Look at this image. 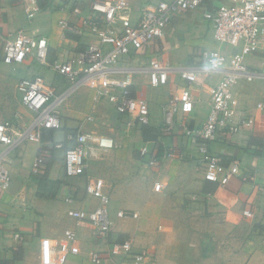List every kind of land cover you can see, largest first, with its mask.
Listing matches in <instances>:
<instances>
[{"label":"crops","instance_id":"0c3cea01","mask_svg":"<svg viewBox=\"0 0 264 264\" xmlns=\"http://www.w3.org/2000/svg\"><path fill=\"white\" fill-rule=\"evenodd\" d=\"M151 1L159 0H133L134 17L140 14L139 5ZM233 1L205 0L201 7L176 16L173 27L168 28L162 38L156 39L153 47L145 52L146 54L134 56L129 63L131 65L147 64L148 55L156 53L170 66H203V62L197 59V52L203 48L220 49L227 54L234 53L238 48L217 41L212 31V17L216 9L221 4H229ZM39 3L41 11L35 19L29 20L26 0H0V11L4 16V21L0 24V33L14 34L20 29H25L33 35L47 36L49 64L57 60L66 61L76 58L88 44L94 42L93 36L66 31L61 26L64 20L77 23L82 16L88 15L91 0H40ZM76 5L82 8L81 14L73 13L72 8ZM246 63L252 68L264 71V49L247 56ZM21 70L26 73L23 74ZM37 74L43 75L56 89L57 94L69 87V82L62 76L61 85L53 83L59 74L52 67L42 65L34 58L19 64L4 63L0 45V82L3 83L0 107H6L13 101L8 100V93L11 91L19 93L17 83L20 79ZM219 79V74L206 70L196 74L191 85L194 101L190 116L183 118L179 115V121L186 120L190 128H199L205 122L211 106L212 91ZM183 86L185 81L176 71L170 73L166 85L159 87L150 83L147 73L135 74L133 92L149 102L152 112V122L149 126L153 129L152 133L157 136L154 140L144 141L142 132L144 146L141 148H147L149 153L162 154L170 149L168 147L170 145L176 150L177 155L175 158H163L157 168L141 170L139 164L146 158L140 152L135 154L128 149H120L112 153L111 166H107L106 169L108 171L117 168L119 171H135L137 174L140 170L141 174L136 177L138 179L135 181L136 186L133 185L129 189L130 192L133 190L140 195L139 200L142 205L137 208L141 207L145 217L151 214L146 203L151 200L150 195L156 193L159 197H167L169 206L158 211H156L157 206H152L153 218H164V215L168 213L170 218H176L183 206L185 218L190 220V225L183 230L184 240L178 238L174 242L170 239L168 245L156 242L155 236L148 232V222L142 216L135 225L124 223L121 219L125 218L120 219L117 213L128 207L119 200L121 195L129 193L126 184L123 185L124 193L116 194L117 199L112 202L111 187L104 180L106 190L111 194L109 212L113 222L112 231L106 239L98 237L91 224L78 221L69 215V210L94 208L98 205V200L86 193L88 176L92 175L70 176L63 165V173H65L63 181L64 174L59 172L62 160L58 158V153L62 154L53 150L57 143H61L63 147L72 144L70 136L81 130L90 131L96 135L102 134V131L96 129L95 124H91L94 121L86 120L92 110L96 111L100 107L96 108L94 103L96 91L81 88L77 90L76 97H79L81 93H88L94 98V104H91L83 122L80 123L76 118L70 117L73 109L70 108L72 104L66 102L68 97L59 105V109L67 116L62 117L61 113V127L42 132L45 145H40V141L28 142L26 146L24 143L7 153L6 165L12 172L13 182L1 202L0 264H40L43 240L50 239L55 244H61L64 242L66 229L76 231L78 235L76 248L79 251L78 254L69 257L67 264H94L91 260L94 251L109 253L113 243L123 242L126 239H132L138 249L151 252L153 258L147 261V264H153V261L155 264H264V110H259L256 106L260 100L264 99V80L254 82L242 80L235 86L240 110L249 111L255 116L258 120L256 126L252 129L242 128L236 133L225 128L222 138L210 144V148L221 157L224 164L238 161L245 174L254 176V179L245 180L243 176L238 175L227 186L205 179L198 161L199 154L195 147L189 145V138L181 128L175 131L174 136H168L163 132L162 107L169 96ZM11 96L13 97V93ZM99 102L102 103V101ZM106 103L108 111L104 114L100 108L101 112L97 110L96 118L100 115L108 120L109 112H113L123 124L127 125L113 106ZM5 120L7 119L0 118V121ZM62 135L70 142L66 146L63 142H57ZM107 136L113 138L117 146V138L113 134ZM51 137L52 139H47ZM40 146L46 147L47 152H50L41 174L47 171L46 178L53 179V175H56L55 178L59 176L60 179L58 180L60 184H55L53 197L42 193L40 183L35 179V175L41 176V174H35L32 171ZM3 148L4 146L0 145V151ZM55 149L62 150L64 159L63 148L55 147ZM49 157L55 158L50 160ZM49 160L50 165H48ZM53 161L57 170L50 174ZM91 161L92 158L89 159L88 166ZM97 175L101 176L96 178H103V176L114 178L104 173ZM115 189L119 193L120 185H116ZM69 196H73L72 201L67 200ZM154 201H156L155 205L163 202ZM246 211L252 212L253 215L246 216ZM132 212H137L138 217L140 216L138 211ZM17 232L24 236L22 240L15 237ZM118 260H116L117 263Z\"/></svg>","mask_w":264,"mask_h":264},{"label":"built area","instance_id":"2783aa9c","mask_svg":"<svg viewBox=\"0 0 264 264\" xmlns=\"http://www.w3.org/2000/svg\"><path fill=\"white\" fill-rule=\"evenodd\" d=\"M204 2L205 0L143 2L138 8L140 14L134 17L133 0H91L88 15L82 16L77 23L64 20L61 26L66 31L93 36L94 42L88 44L76 58L57 60L53 64L48 63L47 36L33 35L25 29L14 34L0 33L4 63L19 64L34 58L40 64L52 67L69 82L68 89L57 94L56 89L41 74L18 81L17 90L21 102L31 113L32 119L26 121L23 116L16 115L15 120L0 121V145L4 146L0 151V213L4 194L13 182L12 172L6 165L7 153L24 142L40 141L43 130L60 128L62 118L59 105L77 90L94 89L96 100L111 104L129 126L150 125V104L132 89L133 78L140 73H147L150 83L155 87L166 85L170 73L174 71L185 81V86L172 93L162 107L163 132L168 133L179 128L185 132L189 145H193L199 154V165L206 180L227 186L238 175L245 180L254 179V176L243 172L240 162L224 164L221 157L210 148V144L222 138L225 128L236 133L242 128L252 129L258 123L249 111L240 110L235 86L242 80H264V71L252 68L246 63L247 56L264 49V0H234L229 4H221L216 9L212 17L214 38L223 44L237 47L238 50L232 54L220 49L199 50L197 59L205 67L170 66L156 53L148 55L147 64L129 63L134 56L148 52L155 40L162 38L167 29L173 27L176 16L199 8ZM26 10L28 19H35L41 11L39 0H26ZM72 11L81 14L82 8L76 5ZM3 21L4 16L0 11V24ZM204 70L219 74L220 79L213 88L211 106L205 122L199 128H190L187 121H179L178 116H190L194 101L191 85L196 74ZM256 106L257 109L264 110V99ZM96 113L97 110H92L86 120L95 121ZM69 139L72 142L69 146L63 147L61 143H57L55 147L63 148L64 166L70 176L82 174L88 167L89 159L97 158L102 152L116 146L113 138L85 130L72 134ZM49 153L44 146L38 148L32 166L35 174L43 172ZM142 153L153 167L161 164L163 158H175L177 155L173 148L162 154L149 153L147 148H143ZM86 193L97 199L98 205L94 208L69 210V215L78 221L91 224L96 235L106 239L112 231L113 222L109 212L111 194L106 190L104 179L88 176ZM67 200L72 201L73 196L67 197ZM245 215L251 217L253 213L246 211ZM117 216L136 218L138 213L120 210ZM15 237L18 240L24 238L19 232L15 233ZM64 238L61 244H55L50 239L43 240L40 264H67L70 256L79 253L76 248V231L66 229ZM151 258V252L138 249L132 239L113 243L109 253L94 251L91 255L94 264H147Z\"/></svg>","mask_w":264,"mask_h":264},{"label":"rangeland","instance_id":"374dc122","mask_svg":"<svg viewBox=\"0 0 264 264\" xmlns=\"http://www.w3.org/2000/svg\"><path fill=\"white\" fill-rule=\"evenodd\" d=\"M21 72L23 74H25L26 72H24L23 70H21ZM18 81V79L16 80V82ZM61 81H62V77L61 75H57L56 76V80L53 81V83H55L56 85H61ZM2 88H3V83L0 82V92H2ZM13 93V97L11 96V94ZM78 93V91L76 93H74V95H72L71 97L68 98V100L66 102H70V104H72V106L70 108L73 109V114L70 116L71 118H76L77 121H79L80 123L84 121V118L87 114V112L90 110L91 108V104L93 103V96H91L88 93H81L79 97H76L75 95ZM8 100L12 101L11 104H8L6 107H0V118L3 119H7L11 117V119L9 120H15L16 115L19 116H23L26 121H30L32 119V115L31 113L25 108V106L22 104L21 100H20V95L19 93H17V91H11L10 93H8ZM76 100V101H75ZM1 101V98H0ZM65 102V103H66ZM94 103L96 104V108L98 106V112L100 110V108L102 109V113L106 111H108V106L107 103L104 101L98 102L97 100L94 101ZM93 103V104H94ZM60 112L62 113L61 109ZM101 112V110H100ZM109 118L108 120L103 119V117H100V115H98V117L96 118V120L94 122H92L91 124H95L96 129L102 131V134H98V135H105L107 136L108 134H113L115 136V138H117V146L113 149V150H109V151H104L100 157L98 158H92V161L89 163V166L82 172L81 175L85 174L86 177L88 175H92V177H97V176H101V175H97L99 173H104V174H108V176L114 177V178H107L105 176H103L104 180L106 181V183L108 185H110L111 187V192H112V202L117 199L116 198V194L121 195L122 193H124L123 191V185L126 184L128 186L127 190H128V194H123V196H120L121 202H123L126 206L125 211L127 212H132L133 210H136L139 212L140 216L137 218H133V217H128L125 219H121L123 220L124 223H130L129 225H135L139 220L142 219V217L144 218V220L146 222H148V227L149 230L148 232H150V234H153L155 236V240L156 242H162L164 245H168L169 244V240H173L175 242L176 239L180 238L182 240H184L185 235L184 233V229L189 226V219L185 218V213L183 211V206L181 208V213L178 214V216L172 217L169 215H164V218H153L152 216V206H157V210H160L162 208H164L165 206H169V202L167 197H159L158 194H154V195H150L151 200L149 202L146 203V207L150 209V213L148 216L149 217H145V213L142 211L141 207L140 209L137 208V206L142 205V202L140 203L139 200V196L137 194V192L135 191H131L129 187L131 186H136L135 185V181H138V179H136L138 174H141L140 170L138 172V174L135 171H119V169L114 168V170H108L106 169L107 166H111V158L112 153H114V151L118 152L120 149H128L130 151H133L135 154H137L136 152H140L141 155L146 158V155H144L142 153V148L144 146L143 144V139H142V129L140 125H136L134 127H130L129 125H125L123 124V122L118 118V116L113 113V112H109ZM14 116V118H12ZM67 117L66 115H64L62 113V117ZM102 119V120H101ZM65 126V125H64ZM163 127V126H162ZM168 136H174L176 133L175 131H171L168 133H164ZM47 139H52L51 138H47ZM59 139V138H58ZM39 142V141H38ZM51 142H53V140H51ZM57 142H63V144L66 146L68 145L70 142L67 141V138L64 137V135L61 136V139L58 140ZM25 146L28 144V142H24ZM23 143V144H24ZM27 143V144H26ZM45 138L41 137L39 144L40 145H45ZM54 144V143H53ZM193 146V145H192ZM169 148H172L170 145H168ZM194 147V146H193ZM55 151L60 152L59 155L58 153V158L61 159L62 164L61 167L59 168V172L63 176V181H64V177H65V173L64 172V159H63V152L61 149H55V147H53ZM141 148V149H140ZM168 148V149H169ZM167 151V150H166ZM89 161V160H88ZM54 161L51 164L52 165V170H50V174L54 173L57 170V167H55ZM108 164V165H107ZM160 164L156 167L150 166L148 164V161L145 160L143 162H141L139 164V169L142 170V168L144 169H148V168H157L159 167ZM33 171V169H32ZM34 172V171H33ZM53 181H60L59 176H57V179L55 178L56 175H53ZM51 185V183H50ZM116 185H120V189L121 191H119V193L116 191L117 189H115ZM55 189V188H54ZM42 193L46 194L45 191L42 190ZM121 193V194H120ZM162 195V194H161ZM168 195V194H167ZM154 200L157 201H163L160 204H154ZM172 206V205H171ZM174 206V205H173ZM178 207V206H176ZM167 212V211H166ZM158 214V213H155ZM142 216V217H141ZM196 225V224H194ZM199 225V224H198ZM135 237V236H134ZM179 249V247H178ZM181 249V248H180Z\"/></svg>","mask_w":264,"mask_h":264},{"label":"trees","instance_id":"16d2710c","mask_svg":"<svg viewBox=\"0 0 264 264\" xmlns=\"http://www.w3.org/2000/svg\"><path fill=\"white\" fill-rule=\"evenodd\" d=\"M40 1V0H39ZM69 35V34H68ZM72 36V35H70ZM142 128V132H143V139L144 141H149V140H154L157 138V136L155 134H153V129L149 126V125H143L141 126ZM50 160H53L55 157H49ZM48 161V165H50L51 161ZM45 166H46V160H45ZM47 170L49 169L46 168ZM45 174H47V171L44 172ZM45 174H41V176L39 175H35V179L40 183V187L43 191H45L49 197H53L55 195V184H60L59 181H53L50 178H46ZM51 183V185H50Z\"/></svg>","mask_w":264,"mask_h":264}]
</instances>
